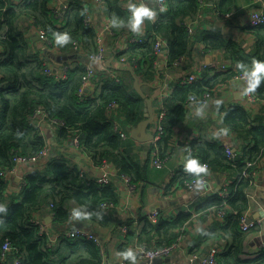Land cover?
<instances>
[{
    "label": "trees",
    "instance_id": "1",
    "mask_svg": "<svg viewBox=\"0 0 264 264\" xmlns=\"http://www.w3.org/2000/svg\"><path fill=\"white\" fill-rule=\"evenodd\" d=\"M105 1L117 37L135 33L131 26V14L124 8L123 0ZM207 1L209 3L210 0ZM49 2L22 0L16 4L12 0H0V205H3L0 210V264H9L15 259H19L21 264H102L101 245L93 239L61 237L53 243L42 234L33 219L52 213L56 230L59 225L67 224L73 209L78 208L83 220L109 226L113 223L112 210L104 209L102 204L118 203L119 193L113 183L103 185L82 178L81 171L62 156H52L45 168H32L20 185L19 193L8 191L9 180L4 176L14 167L16 152L34 156L48 147L38 125L39 119L37 123L33 118L35 109L43 108L48 114L46 121L59 127L61 144H69L75 136H79L80 147L96 164L112 162L137 187L146 181V166L135 154L137 142L131 137V130L144 119L145 108L144 99L134 88L133 74L119 68V72L122 70L120 81L113 78L103 81L97 99L89 93L81 102L78 92L85 70L83 65H70L68 75L63 79L55 74L48 75L45 72L48 65L39 58L36 43L32 36H28V23L24 16L33 18L31 25L42 27L63 51L72 50L73 42L79 39L86 45L88 53L95 52L98 35L95 28L85 26V9L75 3L66 11L63 23L57 26ZM234 4V0H221L220 13H231ZM199 11V0H167L166 8L160 12L157 10L156 21L146 19L144 41L131 44L119 53L139 62L133 68L142 79L154 74L151 72L154 42L159 35L167 40L170 65L189 55L199 39L207 51L221 52L237 65L236 69L215 72L208 79L179 86L167 98L166 104L170 108L165 132L157 143L162 158L169 155L174 128L187 118L185 104L192 95L201 97L238 73L251 71L256 61L264 62V25L250 27L256 34V44L255 49L247 52L241 44L226 41L219 31L189 36L183 22L186 18L197 16ZM65 36L66 41H58V37ZM256 94L258 99L264 100V78L258 84ZM113 103L117 104L116 108H111ZM253 117L254 114L243 106L233 107L223 117L228 129L248 140L234 160L228 158L224 146L218 141L200 139L191 144L195 154L209 164L211 172L233 170L237 175L229 183L226 196H222V188L205 199L197 210L206 213L216 208L227 212L225 224L214 222L211 230L199 237L200 241L206 242L217 236L218 229L231 239L229 248L218 255V264H264V248L256 257H245L247 233L241 229V217L250 206L247 191L251 186V178L243 174L256 169L264 157V117ZM52 119L65 124L55 125ZM120 130L128 135L126 139L122 138ZM249 162H255L257 166L249 167ZM198 175L195 173L190 178ZM192 215L191 212H181L173 218H159L157 224L147 221L138 237L140 244L165 247L175 243L182 234L181 229L190 224ZM58 231L61 232H55ZM7 240L11 242L12 250L4 262L1 254Z\"/></svg>",
    "mask_w": 264,
    "mask_h": 264
},
{
    "label": "crops",
    "instance_id": "2",
    "mask_svg": "<svg viewBox=\"0 0 264 264\" xmlns=\"http://www.w3.org/2000/svg\"><path fill=\"white\" fill-rule=\"evenodd\" d=\"M12 1L17 4L22 0ZM161 1L164 4L162 8L164 10L167 0H143V2L156 9L155 17L150 20L156 21L158 18L157 10L159 12L163 11L158 7ZM220 1L210 0L208 3L206 0V6L203 11L199 12L194 18H186L185 20H195L197 26L195 33L198 36H201L203 32L211 34L219 31L226 41L233 40L241 44L247 52H251L252 49H255L256 44V34L250 30L251 26L249 25V12L254 5V0H234L235 4L230 18H226V15L220 13ZM139 2L140 0H123L122 4L128 13L131 14L128 7L129 3ZM72 3L84 8L86 15L88 14L92 18V28H95L98 33L96 39L97 49L95 50H98V48L103 49L107 53V61L111 57H114L112 66H108L106 64L107 61L104 64H100L93 77L92 86L88 93L92 94L94 99H97L100 93L98 90H100L99 88H101L103 81L112 78L116 79V77L121 79L120 72L122 70L119 72V68L127 67H123L119 63V53L131 45H127L130 36L143 37L144 41L147 35L146 19L148 18L142 24L144 30L141 28L142 30L135 31L133 34L124 33L118 38L111 18V12L105 0H50L49 8L52 11L53 6H64L65 18L66 11L71 8ZM261 9L264 11V4ZM53 15L56 19L55 24L60 26L63 21H60L54 13ZM23 18L28 23V36H32L33 42L36 43V48L40 51L37 53L39 54V58L51 69L61 71L64 64L69 66L75 64V67L78 65L84 66L86 62L83 58L81 60L76 51L70 49L69 51L61 50L55 44L56 40L50 44H46L40 37L39 39H35L38 32L44 29L35 25L32 26L31 24L34 22L33 18L28 16H24ZM109 27L113 33L108 29ZM100 38L102 39L101 43H99ZM165 41L166 44L163 47L162 53H153L154 57L152 59L154 63L153 71L151 72L154 74L145 77L144 79L146 80L139 76L142 82L147 83L143 86V89L153 101L155 118L161 107L164 106L167 112L169 111L170 107L166 104V100L173 94L176 88L183 85L180 83L183 76L194 74L197 75V80L199 81L206 77L207 79L210 78L215 72L237 68L233 60L226 57L223 53L207 51L200 39L193 45L191 53L183 57L180 64L177 65L176 61L170 65L168 60V43L166 39ZM1 50L2 47L0 46ZM81 61L84 63L81 64ZM204 65H207L208 68L201 70ZM210 91L212 98L207 104L199 107H187L185 104L187 118L183 123L174 128L171 144L168 149L169 155L162 166H157L153 163V142L136 141L135 154L139 156L147 169L146 181L138 185L136 192L129 190L122 178L123 174L112 162L96 164L85 149L80 147V144L74 145L73 141L66 145L61 144L59 141V127L50 124L46 120L39 121L40 131L47 141V146L52 156H62V158L67 159L70 164L77 167L81 172H84V178L87 180L99 181L103 176L108 175L111 180L110 183L116 186L119 193V201L111 209L113 217L111 225L102 226L94 221L83 220L80 215L77 216L73 212L67 224L59 225L56 230H54V218L52 222H47L50 229L54 232L57 230L62 232L79 227L94 234L99 238L103 251L102 264H147L145 261L139 262L136 253L137 247L141 245L138 237L140 238L145 223L151 221L157 224L160 222L159 218L169 219L181 212H191L193 215L190 224L185 225L181 229L182 234L175 242L179 243L177 250L170 257H167L169 258V262H164L163 264L170 262L193 264V256L205 255L214 246L219 247L222 252H225L229 248L231 239L223 235L218 229L216 230L217 236H212L206 242L200 241L199 237L209 232L214 222H217L219 225L225 224L227 212L224 217H221L219 209L216 208L210 209L206 213L197 210L205 199L220 192L227 183L233 182L237 175L233 170H225L221 173H213L210 170L211 173L209 174L207 184L201 186L198 190L189 191L185 189L184 183L196 172L187 171L185 161L190 158L191 154L197 156L191 144L193 141L200 139L212 142L218 141L223 146L230 144L236 153H241L243 148L248 144V140L228 129L223 123V117L228 110H231L235 106L245 107L250 113L254 114L253 118L255 119L260 116L264 117V100L256 97L254 102L247 103L244 87L240 81L235 79V76L217 85ZM153 125L154 123L150 127V132ZM199 159L202 158L200 157ZM103 164L106 165L105 168H102ZM31 170L32 168L28 165L19 166L15 174L8 178V191L10 193L18 191L19 193L20 185L25 182ZM197 174L200 175L202 173ZM216 175L219 176L221 183H218ZM219 184L221 185L220 190H218ZM247 196L250 206L246 212L250 218L261 222L257 228L248 232L246 236L245 257L253 258L259 255L264 248V157L261 159L256 173L251 179V186L247 191ZM74 209L79 210L78 208ZM155 210L161 211L157 220H153L150 217L151 213ZM48 216H45V220ZM124 226L127 227V231H124ZM129 249L134 251L135 260L123 255ZM193 251L196 252L192 254Z\"/></svg>",
    "mask_w": 264,
    "mask_h": 264
},
{
    "label": "built area",
    "instance_id": "3",
    "mask_svg": "<svg viewBox=\"0 0 264 264\" xmlns=\"http://www.w3.org/2000/svg\"><path fill=\"white\" fill-rule=\"evenodd\" d=\"M264 4V0H254V5L253 7L250 9L249 12V25L251 27H259V26H263L264 25V11L262 8V5ZM163 2H159V9L161 10L163 8ZM199 6H200V11H203L204 7L206 6V0H199ZM64 6H53L52 7V11L53 13L58 16L60 21L64 20ZM226 18H230L232 16L231 13H227L225 14ZM85 26L87 27H92V18L91 16H89L88 14L84 17L83 20ZM184 27L187 29L189 36H193L196 32L197 26L195 23L194 19H187L184 21L183 23ZM141 28L144 30L143 26L141 25ZM111 33H113L112 29L109 27L108 28ZM39 37L46 43V44H50L52 43V40L49 38L48 34L44 31L41 30L40 32H38ZM143 41V37H137V36H130L127 45L129 46L130 44H137V43H141ZM102 42V39H99V43ZM166 44L165 39L162 36H158L155 39L154 42V50L156 54H160L163 51V47ZM72 50L76 51L78 53V55L80 56L81 60L83 58V60L86 62L84 64L85 70H84V74L82 77V82H81V86L78 92L79 95V101H83L84 99H86L88 97V92L89 89L92 86V81H93V77L97 72V68L100 64H104L107 59V53L101 49L98 48V50H96L95 52L92 53H88L86 45L84 43H82L79 39L75 40L73 42L72 45ZM183 59V57H181L180 59L177 60L176 64H180L181 60ZM118 61L120 64H122L123 67H134L138 65V61L134 58H129L126 55H119ZM208 68L207 65H204L201 70H206ZM70 69V66L67 64H64L61 71H56L51 69L49 66L47 68H45V72L48 75H56L57 78H66L67 77V72ZM248 72H240L237 75H235V79L240 81L241 84L244 87V93H245V97H246V101L247 103H252L256 100L257 94H256V88L248 91ZM116 77V76H115ZM198 79L197 75H185L182 77L180 83L183 85H188L191 84L193 82H195ZM117 81H120V78L116 77ZM212 98V94L211 91L206 92L203 96L198 97L196 95H192L190 97V99L187 101L186 106L187 107H191V106H203L205 104H207ZM117 104L113 103L111 105V108H116ZM33 118L39 119V121H43V120H47L48 118V114L47 112L43 109V108H36L34 113H33ZM166 120H167V109L166 107H161V109L159 110L155 121H154V125L152 127L151 133L154 136L153 141V145H154V149H153V163L157 166H162L165 161L167 160L166 158H162L161 157V153L158 150V141L162 138L164 132H165V125H166ZM38 122V121H37ZM51 122L55 125H59V126H63L65 123L61 120L58 119H52ZM118 125L116 126V128L118 129ZM122 138L126 139L128 137V135L123 132V131H119ZM74 145L80 144V139L79 136H75L74 140H73ZM224 148L226 150L227 156L230 160H234L236 157V152L234 150V148L230 145V144H225ZM194 155L191 154L190 157H193ZM52 157L51 151L48 147L43 148L38 154L34 155V156H29L20 152H16L15 156H14V162L15 165L13 167L12 170H9L8 172L4 173V176L6 178H9L10 176L14 175L15 172L17 171V169L19 168V166L22 165H28L31 168L34 169H42L45 168L48 164V161L50 160V158ZM196 157V156H195ZM201 161V163H204L208 166V173H203L195 176L193 178L187 179L184 183V187L186 190L189 191H195L198 190L201 187V181H203V185H206L208 180H209V174L210 172V166L207 162L199 159ZM249 167H254L257 166L255 162H249L247 164ZM105 164L102 165V168H105ZM257 169V168H256ZM256 169L254 168L251 172H246L243 175L245 177H250L251 179L254 177L255 173H256ZM81 177L84 178V172H81ZM123 180L125 181V183L127 184L129 190L131 192H136L137 191V185L133 184L131 182V178L127 175H122ZM110 177L108 175L103 176L98 182L100 184L103 185H108L110 184ZM229 183H227L224 187V190L221 192L222 196H226L228 194L227 187H228ZM102 207L104 209L107 210H111L115 207L114 203L111 202H105L102 204ZM160 210H155L151 213L150 217L153 220H157L159 215H160ZM219 214L221 217H224L226 215V211H219ZM53 218V214L51 213L50 215ZM33 222L35 224H37L40 227V230L42 232V234L46 235L49 240L51 242H56L59 238L61 237H87L90 239H93L94 241H96L98 244H100V240L98 237H96L94 234L88 232L87 230L83 229V228H71L68 229L66 231H62V232H54L50 229L49 224L47 223V221L45 220V217H39V218H34ZM261 223L258 220H254L252 218H250L249 214L247 212H245L242 217H241V229L243 232L248 233L251 230L255 229L258 227V224ZM124 231H127V227L124 226ZM179 243H173L171 245L165 246V247H157V246H146V245H139L136 249V253H137V259L139 262L141 261H145L147 262V264H153L154 260L156 258H167L170 257L178 248ZM12 250V245L11 242L9 240L5 241V243L3 244L2 247V254H1V259L2 261H7L10 253ZM222 252V250L217 247H211L210 250L208 251L207 254L205 255H201V256H193V261L195 260H200L199 264H218V255ZM13 264H21V261L19 259H15L14 261H12ZM124 264V263H123ZM168 264H178L175 262H170Z\"/></svg>",
    "mask_w": 264,
    "mask_h": 264
},
{
    "label": "clouds",
    "instance_id": "4",
    "mask_svg": "<svg viewBox=\"0 0 264 264\" xmlns=\"http://www.w3.org/2000/svg\"><path fill=\"white\" fill-rule=\"evenodd\" d=\"M131 15V26L134 31H140L141 25L143 24L146 18L152 19L156 15V9L149 6L143 0H140L139 3H129L128 5ZM163 10V9H161ZM59 40H67V36L58 37ZM248 75V91H251L256 88L260 83L261 79L264 78V62L256 61L254 68L247 73ZM185 168L187 171L196 172V173H208V166L204 163H201L198 157H190L185 161ZM203 181H201V186ZM3 209V205H0V210ZM74 212L77 216L81 213L78 210L74 209ZM125 257H130L135 260V253L132 249H129L127 252L123 253Z\"/></svg>",
    "mask_w": 264,
    "mask_h": 264
},
{
    "label": "water",
    "instance_id": "5",
    "mask_svg": "<svg viewBox=\"0 0 264 264\" xmlns=\"http://www.w3.org/2000/svg\"><path fill=\"white\" fill-rule=\"evenodd\" d=\"M35 39H39V35L35 36ZM220 58V56H219ZM114 57H111L106 64L108 66H112V61ZM127 71H130L134 77V88L137 93L144 99L145 101V108H144V119L139 122V124L131 130V137L137 142H150L153 141L154 136L150 132V127L155 121V112L153 108V101L152 99L145 93L143 86L147 83L142 82L140 78L136 75L133 67L121 68ZM218 183L220 182V178L216 175ZM221 189V185L219 184V189ZM52 217L48 216L46 221L48 223L52 222ZM164 262H169V258H156L153 264H163ZM200 260L193 261V264H199ZM9 264H13L10 262Z\"/></svg>",
    "mask_w": 264,
    "mask_h": 264
}]
</instances>
